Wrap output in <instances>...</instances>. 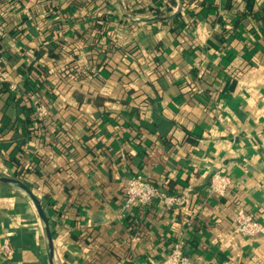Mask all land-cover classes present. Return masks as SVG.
Wrapping results in <instances>:
<instances>
[{
	"label": "crops",
	"instance_id": "crops-1",
	"mask_svg": "<svg viewBox=\"0 0 264 264\" xmlns=\"http://www.w3.org/2000/svg\"><path fill=\"white\" fill-rule=\"evenodd\" d=\"M36 96L47 124L21 120ZM0 171L40 200L57 264H158L177 238L196 264H264V233L233 227L237 204L264 225V0H0ZM137 175L189 203L127 209ZM6 237L0 264H50L33 202L0 182Z\"/></svg>",
	"mask_w": 264,
	"mask_h": 264
},
{
	"label": "built area",
	"instance_id": "built-area-1",
	"mask_svg": "<svg viewBox=\"0 0 264 264\" xmlns=\"http://www.w3.org/2000/svg\"><path fill=\"white\" fill-rule=\"evenodd\" d=\"M34 107V115L37 120L43 124H47L51 118V114L46 102L42 97H31ZM230 178L222 171L216 172L212 175L210 181V194L212 196H224L227 192ZM164 185L165 182H162ZM155 183L142 175H137L129 178L126 184V208L128 209L132 204L138 202L141 205L152 204L155 200L162 201L167 208L184 207L190 201L191 193L188 189L183 190L181 193H169L159 187ZM235 224L234 231L238 234L246 236H257L264 233V225L261 221L254 218L252 212L237 204L235 206ZM1 254L7 259H13L15 255V248L13 247L9 238H4L1 247ZM158 264H196L185 250L184 241L177 238L171 244L170 252Z\"/></svg>",
	"mask_w": 264,
	"mask_h": 264
},
{
	"label": "water",
	"instance_id": "water-1",
	"mask_svg": "<svg viewBox=\"0 0 264 264\" xmlns=\"http://www.w3.org/2000/svg\"><path fill=\"white\" fill-rule=\"evenodd\" d=\"M0 182L24 192L28 196V198H30V200L33 202L42 223L49 262L50 264H57L56 251L49 226V220L38 197L34 194V192L27 183L15 176L0 171Z\"/></svg>",
	"mask_w": 264,
	"mask_h": 264
},
{
	"label": "trees",
	"instance_id": "trees-1",
	"mask_svg": "<svg viewBox=\"0 0 264 264\" xmlns=\"http://www.w3.org/2000/svg\"><path fill=\"white\" fill-rule=\"evenodd\" d=\"M29 108H30V110L32 111L33 110V107L31 108L30 106H29ZM28 118V119H27ZM22 119H24L25 121L24 122H27V121H31V120H34V121H37V122H39L38 120H37V118L35 117V115H33L32 114V116H29V117H25V118H21V120ZM23 121V120H22ZM28 122V123H29ZM23 124L22 126H18V127H15V129H14V132H13V134H12V136L10 137V140H13V139H15V138H19V137H25V136H27V137H32V135L34 134V129L32 128V127H30L29 126V124ZM40 124H42L41 122H39ZM13 160L14 161H16L17 162V160H16V157L15 158H13ZM24 171H22L21 173H23ZM26 172V171H25Z\"/></svg>",
	"mask_w": 264,
	"mask_h": 264
}]
</instances>
